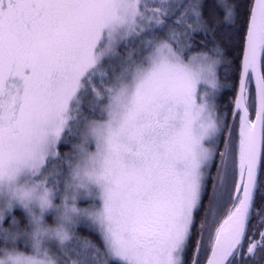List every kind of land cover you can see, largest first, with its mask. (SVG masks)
I'll list each match as a JSON object with an SVG mask.
<instances>
[{
    "label": "snow or ice",
    "instance_id": "1",
    "mask_svg": "<svg viewBox=\"0 0 264 264\" xmlns=\"http://www.w3.org/2000/svg\"><path fill=\"white\" fill-rule=\"evenodd\" d=\"M0 264H264V0H0Z\"/></svg>",
    "mask_w": 264,
    "mask_h": 264
}]
</instances>
